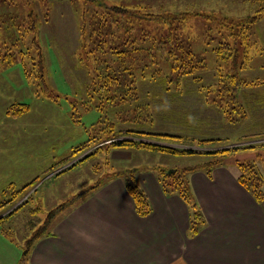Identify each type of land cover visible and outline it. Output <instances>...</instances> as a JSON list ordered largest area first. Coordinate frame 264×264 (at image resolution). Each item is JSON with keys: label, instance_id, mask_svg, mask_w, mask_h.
I'll use <instances>...</instances> for the list:
<instances>
[{"label": "rangeland", "instance_id": "rangeland-1", "mask_svg": "<svg viewBox=\"0 0 264 264\" xmlns=\"http://www.w3.org/2000/svg\"><path fill=\"white\" fill-rule=\"evenodd\" d=\"M106 6H123L154 18L132 21L134 36L143 35V30L153 40L169 28L156 16L188 13L173 26L194 57L204 60L205 70H197L196 79L181 74L162 85L156 76L168 74L167 64L159 58L154 61L160 63L153 65L146 58L148 52L130 53L129 64L138 68L136 100L127 96L126 103L97 107L107 101L100 103L90 96L96 56L91 51L100 37L94 34L95 20L90 18L98 12L110 23L117 21ZM259 6L264 0H0V204H6L0 208V218H5L0 224V264H20L27 239L48 213L65 205L51 221L61 219L99 181L108 177L125 181L126 171L134 172L137 179L141 173L174 172L201 165L215 155L114 149L111 142L141 140L198 153L264 146V17L252 29L260 32L252 36L250 31L254 46L240 45L235 65L242 82L231 94L233 101L220 87L227 80L216 79L215 72L219 68L227 72L233 62V58L219 60L215 50L220 42L230 40L223 18H245ZM147 43L144 48L149 49ZM36 46L43 55L38 76L42 81L34 65ZM158 65L161 71L154 68ZM146 66L151 68L143 69ZM19 104L28 107L20 112ZM127 130L132 133H123ZM142 131L182 139H149L137 133ZM213 138L221 142L199 145V140ZM231 150L225 156L229 165L237 168V161L247 162L264 174V147ZM166 178L170 183L171 177Z\"/></svg>", "mask_w": 264, "mask_h": 264}, {"label": "crops", "instance_id": "crops-1", "mask_svg": "<svg viewBox=\"0 0 264 264\" xmlns=\"http://www.w3.org/2000/svg\"><path fill=\"white\" fill-rule=\"evenodd\" d=\"M237 169L227 163L210 176L187 173L195 210L176 193H163L155 172L141 173L137 180L151 205L146 217L136 214L123 179L99 181L51 221L50 231L33 243L28 264H264V201L257 203L241 186ZM195 211L203 221L192 235Z\"/></svg>", "mask_w": 264, "mask_h": 264}, {"label": "trees", "instance_id": "trees-1", "mask_svg": "<svg viewBox=\"0 0 264 264\" xmlns=\"http://www.w3.org/2000/svg\"><path fill=\"white\" fill-rule=\"evenodd\" d=\"M106 10L108 14L115 15L119 19H116L110 23L107 17L103 13L96 12L93 16H91V20H95L92 30L95 32V35H99L98 38L99 43L93 46L94 51L91 53L96 54L94 61L95 66L91 72L94 73L92 77V84L94 86L91 88L90 96L98 102L101 103L100 100L104 99L107 101L105 105L101 103L97 105V107L107 106L108 108L111 105L115 106V102L126 103L129 101L127 96H131L132 100L135 99V94L137 93L136 89V72H138V68L136 67V63L133 65L128 61H133L130 59L129 54L134 53L136 51H141L148 54L146 58L150 61L153 60V65L158 64L160 62H155L154 59H161L163 63H166L168 66V74H163L162 77H158L154 75L152 69L150 70V78L153 79L155 76L157 77V83L166 84L167 82H171L172 77H177L181 74L189 75L196 79L194 73L197 70L204 71L205 64L203 59H198L196 56L194 57V52L190 49L189 44H185L184 41L181 40L179 34H177L178 27L173 26V23H180L182 22L189 14L188 13H176L174 15H158L155 18L166 22L169 25L168 31L166 34L160 35L158 39L153 40L151 35L149 36L143 30V35L136 37L132 34V28L134 20H143L144 16L146 19H154L151 18L149 15L131 11L123 6H106ZM98 14H103V16H97ZM264 17V6H259L253 15H249L242 19L237 20H223L226 23L225 27L230 29L229 37L230 40L222 41L219 43L218 47L215 49L219 60L227 61L233 58L231 69L227 72H224L222 69H216V79H221V81H226L220 87L224 89V91H228L230 96H228L229 101H233L234 92H236L241 85L242 80L238 75V68L236 70V59L240 57V45H245L247 47L254 46V43L250 41V31H252L251 35L253 36V26L258 22L259 19ZM155 20V19H154ZM133 21V22H132ZM85 23V22H84ZM85 24L82 25L84 28ZM140 30V29H139ZM121 31V32H119ZM97 35V36H98ZM142 37V38H141ZM152 38V39H150ZM239 38V39H238ZM150 46L149 49L144 48V45ZM33 44V39H32ZM12 46V45H11ZM17 46L16 43L13 42V48ZM37 47V46H36ZM256 47V46H255ZM152 48L156 50L152 51ZM261 51V47L258 48ZM147 50V51H146ZM150 51V53H149ZM156 52L155 56H152L153 53ZM262 52V51H261ZM244 54L247 53V50L243 52ZM194 54V55H193ZM159 56V57H158ZM13 57V56H11ZM155 57V58H154ZM14 59V57H13ZM36 65L38 73L36 76H40L39 72L42 71L41 65L43 60V55L41 50L37 47L36 49ZM159 61V60H158ZM152 66V65H151ZM146 66L143 67L147 68L148 70L151 68ZM162 65H158L154 67L157 71L162 70ZM233 70L235 73L232 74ZM149 72V71H148ZM42 73V72H41ZM164 73V71H163ZM171 75L168 76V75ZM167 75V76H166ZM39 78V77H38ZM169 79V80H168ZM40 81L41 78H39ZM41 83V82H39ZM42 94H48L46 90L42 89ZM129 92V94H125ZM132 94V95H131ZM134 95V96H133ZM118 105V103H117ZM20 112H24L28 105L26 104H19ZM10 110V109H9ZM8 110V113H9ZM14 114V113H13ZM15 115V114H14ZM115 123V122H113ZM114 125V124H113ZM112 124H108L110 129H112ZM128 135V133H132L131 131L127 130L123 132ZM139 134H144L146 138L149 139H158V138H165L171 141L181 140L182 138L177 135L173 134H161V133H153V132H137ZM221 142L218 138L213 139H201L199 140V145L205 144H217ZM111 145L114 149H121V148H134V149H143L152 152H159L164 154L170 155H193V154H207V155H214L213 159L207 161L201 165H196L193 167L183 168L181 170H174V172H158V182L162 188L163 193L166 195L176 193L182 200L189 206H191L194 210L196 209V205L191 201V193L189 192V184L187 182V173L196 171V170H204L205 173L210 176L212 169L219 165L227 164V160L225 156L230 152L231 149H222L216 152H209L204 151L202 153H198L195 150H183L177 149L170 146L165 145H158L152 142L141 141V140H133V139H120L114 142H111ZM255 147H264L263 144L259 146H245L243 148H232L231 152H238L240 150H253ZM227 161V162H226ZM238 169H239V176L238 182L241 186L253 197V199L257 203H262L264 201V174H261L253 165L247 162H236ZM171 177L170 183L167 182L168 178ZM124 184L125 189L127 190L128 194L130 195L136 214L139 217H146L151 213V205L149 200L147 199L144 191L140 187L136 175L132 171H126L124 173ZM169 183V184H168ZM173 185V187H171ZM170 187L172 189H170ZM94 188V187H92ZM15 196V195H14ZM14 196H11L12 199H15ZM6 206L5 203L0 204V208H4ZM65 205H60L54 210H51L47 217L44 220L42 226H39L36 231H34L29 239H27L24 251L22 253V257L20 260V264H28V254L33 245V243L39 239L41 236L45 235L48 231L49 225L51 220L53 219L55 213L61 210ZM191 208V209H192ZM12 216V214L7 215ZM5 221V218H0V224ZM202 215L199 211H195L192 213L190 219V231L192 235H196L201 228L202 225Z\"/></svg>", "mask_w": 264, "mask_h": 264}]
</instances>
